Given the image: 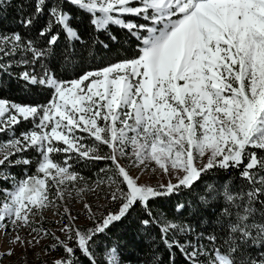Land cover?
Wrapping results in <instances>:
<instances>
[{
  "label": "snow or ice",
  "instance_id": "snow-or-ice-1",
  "mask_svg": "<svg viewBox=\"0 0 264 264\" xmlns=\"http://www.w3.org/2000/svg\"><path fill=\"white\" fill-rule=\"evenodd\" d=\"M264 264V0H0V264Z\"/></svg>",
  "mask_w": 264,
  "mask_h": 264
},
{
  "label": "rangeland",
  "instance_id": "rangeland-1",
  "mask_svg": "<svg viewBox=\"0 0 264 264\" xmlns=\"http://www.w3.org/2000/svg\"><path fill=\"white\" fill-rule=\"evenodd\" d=\"M4 264H8V261H7V260H5Z\"/></svg>",
  "mask_w": 264,
  "mask_h": 264
}]
</instances>
